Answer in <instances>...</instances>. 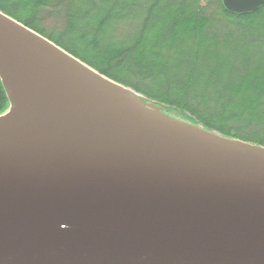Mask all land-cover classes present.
<instances>
[{
  "label": "water",
  "instance_id": "obj_1",
  "mask_svg": "<svg viewBox=\"0 0 264 264\" xmlns=\"http://www.w3.org/2000/svg\"><path fill=\"white\" fill-rule=\"evenodd\" d=\"M1 49L50 79L17 120L0 75V264H264V147L159 114L2 11Z\"/></svg>",
  "mask_w": 264,
  "mask_h": 264
},
{
  "label": "trees",
  "instance_id": "obj_2",
  "mask_svg": "<svg viewBox=\"0 0 264 264\" xmlns=\"http://www.w3.org/2000/svg\"><path fill=\"white\" fill-rule=\"evenodd\" d=\"M0 11L159 114L264 147V5L236 14L222 0H0ZM11 106L0 78V115Z\"/></svg>",
  "mask_w": 264,
  "mask_h": 264
},
{
  "label": "bare ground",
  "instance_id": "obj_3",
  "mask_svg": "<svg viewBox=\"0 0 264 264\" xmlns=\"http://www.w3.org/2000/svg\"><path fill=\"white\" fill-rule=\"evenodd\" d=\"M6 49V48H5ZM7 50V49H6ZM1 51L5 54L4 60L0 59V75L4 83L12 92L15 106L2 118L12 119H31L40 114L38 110L39 100L43 103L44 89L38 86V78L44 77L49 80L43 61L33 54H27V58L35 66L38 77L30 75L26 65L14 57L12 54H6L8 51ZM33 90L35 97L29 95ZM48 112L45 111V113Z\"/></svg>",
  "mask_w": 264,
  "mask_h": 264
},
{
  "label": "rangeland",
  "instance_id": "obj_4",
  "mask_svg": "<svg viewBox=\"0 0 264 264\" xmlns=\"http://www.w3.org/2000/svg\"><path fill=\"white\" fill-rule=\"evenodd\" d=\"M49 14H50V12H49ZM51 15V14H50ZM50 15H48L46 18H45V20H44V22H43V24H41V26H42V28L47 32V33H50L51 31H52V28H53V26H55L56 27V21H55V18L53 17V16H50ZM57 16V15H56ZM59 16V15H58ZM134 96H135V94H134V92L132 93ZM136 97V96H135Z\"/></svg>",
  "mask_w": 264,
  "mask_h": 264
}]
</instances>
